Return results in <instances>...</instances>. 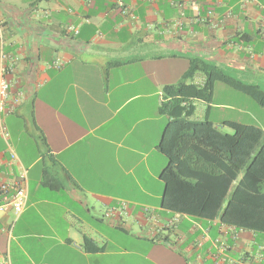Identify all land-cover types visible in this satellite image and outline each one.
Listing matches in <instances>:
<instances>
[{
    "label": "crops",
    "instance_id": "1",
    "mask_svg": "<svg viewBox=\"0 0 264 264\" xmlns=\"http://www.w3.org/2000/svg\"><path fill=\"white\" fill-rule=\"evenodd\" d=\"M0 24L27 191L18 216L0 214V264H264V233L161 207L157 147L162 88L189 59L264 90V0H0ZM7 157L0 138L1 179Z\"/></svg>",
    "mask_w": 264,
    "mask_h": 264
},
{
    "label": "trees",
    "instance_id": "2",
    "mask_svg": "<svg viewBox=\"0 0 264 264\" xmlns=\"http://www.w3.org/2000/svg\"><path fill=\"white\" fill-rule=\"evenodd\" d=\"M217 82L264 107V90L259 86L227 76L210 61L189 59L181 79L163 86L158 107L168 118L157 146L167 157L159 175L164 184L161 207L264 233V130L235 120L216 125L207 118H193V101L209 106ZM42 181L48 188L59 185L46 170ZM84 246L90 252L101 249L89 237L84 238Z\"/></svg>",
    "mask_w": 264,
    "mask_h": 264
},
{
    "label": "built area",
    "instance_id": "3",
    "mask_svg": "<svg viewBox=\"0 0 264 264\" xmlns=\"http://www.w3.org/2000/svg\"><path fill=\"white\" fill-rule=\"evenodd\" d=\"M3 44L4 35L0 24V138L3 140L8 154L5 160L7 174L13 175L7 179L0 178V214L12 210L15 216H18L24 209L26 203V169L19 163V158L10 145L9 132L2 114L13 112L16 104L20 101V96L17 95V97L11 98L10 81L7 78L9 66L6 64L7 55L2 50ZM13 165H18V170L15 175L12 172ZM126 207L127 205L121 202L118 207L107 209L104 212V217H118ZM13 223L14 221H10L5 228L8 230L11 229ZM7 260V254L0 252V262H7Z\"/></svg>",
    "mask_w": 264,
    "mask_h": 264
},
{
    "label": "rangeland",
    "instance_id": "4",
    "mask_svg": "<svg viewBox=\"0 0 264 264\" xmlns=\"http://www.w3.org/2000/svg\"><path fill=\"white\" fill-rule=\"evenodd\" d=\"M217 88L213 100L209 106L208 116L214 122L222 120H236L238 122L255 124L264 130V107L258 104L249 95L228 86L225 83L217 82ZM222 87V88H219ZM199 110L197 103L196 110ZM195 111V116L204 118L206 111L201 115ZM205 111V112H204ZM221 131L231 133L228 127H220Z\"/></svg>",
    "mask_w": 264,
    "mask_h": 264
}]
</instances>
